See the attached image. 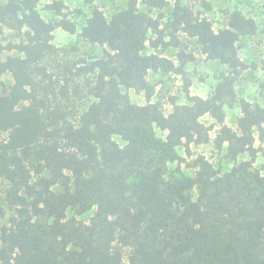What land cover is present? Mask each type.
I'll use <instances>...</instances> for the list:
<instances>
[{
	"label": "trees",
	"instance_id": "1",
	"mask_svg": "<svg viewBox=\"0 0 264 264\" xmlns=\"http://www.w3.org/2000/svg\"><path fill=\"white\" fill-rule=\"evenodd\" d=\"M173 1L169 16L171 0H128L111 17L95 8L81 37L104 55L78 60L53 41L58 28L76 33V21L44 17L41 0L0 5V34L21 35L0 44V197L13 208L0 226V264H264V104L237 91L249 68L239 44L258 22L235 9L216 29ZM48 9L62 15L63 2ZM186 38L228 68L208 97L191 94L187 66L197 56ZM169 49L173 57L159 52ZM151 72L181 75L188 103L173 98L166 113L152 102ZM131 89L148 103L132 102ZM235 103L233 127L226 107ZM211 141L231 161L249 159L223 171L199 155L185 174L178 149L191 155L192 144Z\"/></svg>",
	"mask_w": 264,
	"mask_h": 264
},
{
	"label": "rangeland",
	"instance_id": "2",
	"mask_svg": "<svg viewBox=\"0 0 264 264\" xmlns=\"http://www.w3.org/2000/svg\"><path fill=\"white\" fill-rule=\"evenodd\" d=\"M63 2V14L57 15L48 9V4L51 0H41L40 10L44 17L51 18L53 16H66L78 24V31L71 33L63 28H58L54 32V43L64 48L66 52L64 56H68L70 60H78L80 57L90 59L100 58L104 55V46L92 44L81 37L83 26L87 19L91 17L95 8H99L105 12L108 17H111L116 12L125 9L128 0H60ZM4 0H0V5ZM185 4L193 6L196 10L208 16L214 23L215 28L225 26L227 16L235 9L242 10L248 16L255 18L258 22V31L255 35L244 38L240 44V55L243 60L249 64V68L242 72L238 79L237 91L240 97L247 98L252 101H258L264 104V0H183ZM209 4V6L207 5ZM174 1L171 0L170 5L165 9L168 16L173 8ZM158 15V11H155ZM21 40V35L11 29H5L0 34V44L7 45L11 42L18 43ZM183 47L188 52H194L197 59L188 64L187 69L189 77L192 79L190 88L191 94L208 97L219 83L222 73L227 72L228 68L220 61L210 60L206 55L202 54L194 40L183 39ZM176 49H169L167 52L159 51L167 56L173 57ZM149 52H152L150 50ZM8 55H17V52L3 50L2 58ZM149 79L156 87V93L152 102H158L163 107L166 113L173 109L172 99L176 98L178 104L188 103L186 93L184 92V79L176 73L164 74L162 72H151ZM3 80L8 87L14 84V78L11 73H6ZM131 101L141 105L147 104L145 93H138L135 90H128ZM227 122L229 125L236 127L237 119L241 114V109L237 103L228 105ZM207 123H211V118L203 119ZM217 131L211 133V138L214 139ZM157 135L165 138L167 131L157 128ZM260 142L257 143L259 145ZM178 153L186 158V162L182 165L183 172L187 175L194 173V170L186 165L192 162L199 155H205L209 160L214 162L217 168L223 171H229L237 162L249 159V156L243 155L236 162L225 157L226 151H221L213 141L205 144H192L191 155H189L184 147L178 149ZM264 162V158L260 155L256 166L260 167ZM171 171L178 168V163L170 164ZM264 173V172H263ZM13 214L12 206L7 202L5 193L0 197V226L9 224V219ZM93 211L89 214L81 216L84 221H89L93 216ZM1 243V239H0Z\"/></svg>",
	"mask_w": 264,
	"mask_h": 264
}]
</instances>
